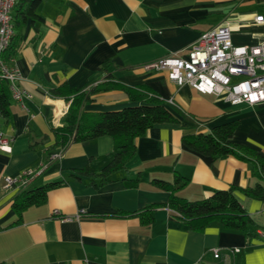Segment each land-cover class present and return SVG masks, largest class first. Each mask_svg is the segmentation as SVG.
Listing matches in <instances>:
<instances>
[{
	"label": "crops",
	"instance_id": "1",
	"mask_svg": "<svg viewBox=\"0 0 264 264\" xmlns=\"http://www.w3.org/2000/svg\"><path fill=\"white\" fill-rule=\"evenodd\" d=\"M41 4L37 13L43 20L21 24L13 32L7 62L19 70L18 85L32 97L23 103L11 101L9 121L0 117V135L11 139L10 151L0 149V178L47 165L24 189L0 188V264H264V239L258 234L264 233L263 200L234 190L255 221L249 234L217 220L196 230L172 213L170 191L152 182L158 178L172 183L182 177L185 185L176 194L190 201L230 186L264 184L253 160L214 159L182 142L185 134L210 132L215 125L236 120L232 140L254 148L264 159V102L232 105L189 84L177 85L166 70L146 67L169 53L185 57L203 32L224 23L236 46L264 42V25L253 21L264 15V0ZM103 62H108L107 71ZM93 87L103 89L82 101L78 113L120 109L130 103L126 89L147 88L179 120L154 124L136 137L135 154L126 169L97 187L87 176L75 177L73 170L90 161L104 165L115 151L114 139L102 135L58 149L54 129L62 126L73 95L50 92ZM54 152L59 156L50 159ZM129 178L136 184L125 185ZM50 183L56 185L48 188L44 202L19 216L13 201L22 191ZM148 205L155 206L150 223L132 214ZM81 209L85 213L76 218ZM212 248L220 249L219 257L214 258Z\"/></svg>",
	"mask_w": 264,
	"mask_h": 264
},
{
	"label": "trees",
	"instance_id": "2",
	"mask_svg": "<svg viewBox=\"0 0 264 264\" xmlns=\"http://www.w3.org/2000/svg\"><path fill=\"white\" fill-rule=\"evenodd\" d=\"M40 3L41 0H16L11 10L13 32L14 28L21 24L27 22L33 24L35 21L43 20V17L37 13ZM12 37L8 47L1 52V57L6 61L10 58L13 49ZM102 68L107 71L108 62H103ZM102 89V87H93L89 91L65 94H61L58 89L50 90L53 95L64 97L73 95L62 126L54 129L55 146L58 149L69 142L94 139L102 135H109L114 139L115 151L104 165L97 167L90 161L87 165L73 170L75 177L87 176L95 187L112 181L116 174L126 169L127 163L135 154L136 137L144 134L154 124L179 121L166 107L164 101L147 88H137L134 91L126 89L130 103L120 109L78 113L79 104L84 100H91L89 95ZM11 101L8 82L0 75V117L6 121L10 119ZM236 125L237 121L232 120L213 126L210 132L185 134L182 136V142L189 149L214 159L228 156L239 159L249 158L255 162L258 176L264 181L263 157L254 148L232 140ZM152 182L159 188L170 191L168 207L188 227L196 230H201L210 221L217 220L226 228L243 230L249 234V227L253 226L255 221L241 205L234 190L238 189L247 197L264 201V184L261 182L246 188L230 186L226 189L214 190L208 197L197 201H190L176 194V190L185 185L182 177H176L172 183L158 178L153 179ZM124 183L133 186L136 180L124 179ZM54 185L56 183L22 191L20 198L13 201V208L20 216L25 208L44 202L46 191ZM154 207L148 205L132 214H139L143 222L150 223Z\"/></svg>",
	"mask_w": 264,
	"mask_h": 264
},
{
	"label": "built area",
	"instance_id": "3",
	"mask_svg": "<svg viewBox=\"0 0 264 264\" xmlns=\"http://www.w3.org/2000/svg\"><path fill=\"white\" fill-rule=\"evenodd\" d=\"M15 2L0 0V75L8 82L12 100L23 103L32 95L19 87V70L1 57L13 34L11 10ZM253 21L264 25V15L254 16ZM146 67L166 70L168 78L177 85L189 84L199 93L220 97L232 105L264 102V42L251 46L234 45L227 23L203 32L190 45L185 57L169 53L149 62ZM10 140L0 135V149L10 151ZM58 156L59 153L54 152L50 159ZM46 165L41 163L37 167H27L16 176H3L0 178V188L24 189ZM54 213L58 214L57 210ZM82 213H85L84 209L75 217ZM258 234L264 239L263 232ZM231 251L238 252L239 248ZM212 252L214 258L219 257V248H212Z\"/></svg>",
	"mask_w": 264,
	"mask_h": 264
},
{
	"label": "rangeland",
	"instance_id": "4",
	"mask_svg": "<svg viewBox=\"0 0 264 264\" xmlns=\"http://www.w3.org/2000/svg\"><path fill=\"white\" fill-rule=\"evenodd\" d=\"M44 4V3H43ZM43 4L40 5V7L38 8V10H40V8L42 9V6H44Z\"/></svg>",
	"mask_w": 264,
	"mask_h": 264
}]
</instances>
